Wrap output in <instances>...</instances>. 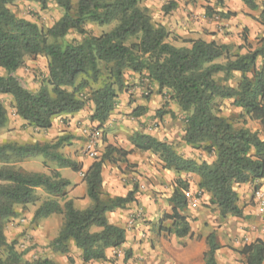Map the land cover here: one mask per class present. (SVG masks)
Segmentation results:
<instances>
[{
  "label": "trees",
  "instance_id": "1",
  "mask_svg": "<svg viewBox=\"0 0 264 264\" xmlns=\"http://www.w3.org/2000/svg\"><path fill=\"white\" fill-rule=\"evenodd\" d=\"M17 1L35 2L44 9L46 0H0V70L5 73L0 76V96L12 98L16 115L28 127L48 130L56 118L80 112L87 102L93 105L91 123L102 127L115 109L118 94L125 90V72L144 75L156 85L157 93L168 90L171 100L187 114L183 142L214 159L198 163L180 155L171 144L143 134L132 136L134 149L157 156L163 170L196 175L198 189L209 195L210 204L222 218L241 217L233 185L254 183L264 176V138L258 132L235 128L228 119L218 116V105L233 99L242 116L260 123L264 137V38L244 55L201 39L184 40L190 47H177L168 41V31L154 24L148 10L140 6L144 0H53L62 15L44 31L10 10ZM243 1L256 8L253 0ZM261 23L264 25V9ZM88 24L112 27L91 36L85 30ZM70 32L81 35V41L68 42L65 38ZM243 41L247 44L245 36ZM26 56H45L48 60L47 78L35 92L15 74ZM234 72L240 77L232 86L229 82L236 81ZM145 113L144 108L137 107L132 116ZM164 114L157 113L160 118ZM6 124V110L0 102V131ZM68 140L62 136L54 143L0 144V264H58L49 258L22 262L23 254L5 237V221L16 215V207L38 203V190L49 198L37 206L33 220L52 215L63 218L50 242L53 252L68 255L70 246H74L80 251L81 261L90 263L105 261L106 250L125 243V230L111 224L107 213L134 201L135 191L126 197L103 200L101 189L104 162L116 164L126 159L127 151L107 146L102 157L87 168L83 181L90 205L80 210L68 198L71 182L59 171H81L80 165L58 153ZM113 152L119 159L111 158ZM38 156L57 164V169L47 175L24 171L12 163ZM185 190L186 182L178 180L170 198L171 215L162 220L172 222L171 232L178 239L190 234L187 217L181 214L188 206ZM207 244L204 264H217L219 246L214 234L208 235ZM238 252L245 264H264L262 240L245 244Z\"/></svg>",
  "mask_w": 264,
  "mask_h": 264
},
{
  "label": "rangeland",
  "instance_id": "2",
  "mask_svg": "<svg viewBox=\"0 0 264 264\" xmlns=\"http://www.w3.org/2000/svg\"><path fill=\"white\" fill-rule=\"evenodd\" d=\"M151 1L153 2L152 7H154V10L149 12L151 21L156 25H160L159 23L162 21V17H165L166 14L169 15L171 11H176L178 8V10L182 9L184 12L183 2H187L188 0ZM192 1V4L196 2V0ZM169 4L173 5L168 6ZM143 5L142 2L140 6L145 8ZM186 5L187 4H185V6ZM167 6L169 7V11L165 13L164 7ZM9 8L17 17L35 23L44 31L50 28L62 15V10L57 7L53 0H46V7L44 9H42L40 4L28 1H17ZM201 9H203V5H201ZM111 27L112 25L97 26L95 24H88L85 30L88 35L98 36L108 31ZM169 34L170 37L168 41L174 46L180 47L181 45H189L184 42V37H181L174 31ZM65 39L68 42H80L82 36L75 32H70ZM47 63L48 60L45 56H37L34 58L26 56L15 74L22 80L27 89L35 92L47 78ZM4 74V71L0 70V76ZM124 79L125 90L118 94L115 99V109L107 123L102 127H98L97 124L91 123L90 116L92 114L93 105L87 102V105L80 112L56 118L50 129L34 130L28 127V125L16 115L12 98L8 95H1L0 102L6 110L7 124L5 128L0 131V144L6 142L18 144L33 142H39L40 144L54 143L59 137H69V140L63 143L58 149V153L80 165L81 171L76 173L70 169H66L64 171L65 173L61 175L68 179L75 178L80 183H84V173L87 170L86 167L84 168V162L90 161L93 163L95 160H99L105 153V148L107 146L127 151L129 147L132 146V136L134 134H141L139 128L144 125L159 129L162 141L171 144L183 157L190 159L188 156H192L195 159H199V161H203L204 159L206 162H210L212 156L207 155L193 146L186 145L183 142L182 136L185 129L187 114L181 112L175 102L171 100L168 90H164L161 94L157 93L156 85L146 80L144 75L135 74L131 71L125 72ZM137 107L144 108L146 113L140 117H133L132 112ZM220 107L221 104L218 105V109ZM158 112L166 114L160 118L157 115ZM231 121L234 126L238 123L235 117H233ZM89 134H95V158L88 157L85 152V142L89 139ZM155 157L156 159L152 156L146 158L152 168L156 164L158 169L160 163L158 162V157ZM111 158L119 159L115 152L112 153ZM124 160H120L115 165L111 164L110 167L105 166V174H102L103 182L101 189V198L103 200L126 197L131 191H135V198L137 193H140L143 188L145 189L142 184H145L147 187L152 185L150 179L147 177L144 179V174H141L140 171L132 170L133 168L125 164ZM105 162H108V160ZM12 163L22 168L24 171L40 172L47 175H49L50 171L57 169V164L41 156L26 159L19 164L16 161H12ZM114 166L117 167V174H113ZM165 173L172 174V176L170 175L171 179L162 178L161 180H164V182L161 183L160 181V185L157 186L158 199L161 201L159 205L160 211L157 217L153 219V221H147L141 217L143 214L141 212V218L139 216H135V218L133 215L130 220L134 222L137 219H141L140 221L143 222L144 225H150L152 233L159 231L164 235H169L168 232L173 230L172 222L169 219L162 222V219L165 216L171 215L170 196L175 189L177 181H185L187 190L184 192V197L186 193H190L195 196V199H198V208L192 209L188 204L185 212H188V209L200 210L202 208H207L210 212L209 214L213 218L212 222H206L205 224L206 227H210V234L215 235V242L219 246L215 256L217 264H245L244 257L238 252L242 246L258 239L264 242V238L260 232L261 215L258 211L257 203L253 199V184L250 183V185L245 187L238 186L241 184L233 185V190L238 197L237 204L242 209V215L241 217L226 216L222 218L217 208L210 204L209 195L198 189L197 184L199 178L196 175L175 174L173 171ZM71 187L70 185L68 188V198H70L69 190ZM116 190L121 196L111 197V192ZM37 194L40 198L38 203L35 205H28L23 209L21 207H16V215L5 221L4 227L7 241L9 243L13 242L16 246V250L23 254L22 262H32L37 258H49L56 261L58 257V264H86L74 257H68L67 255L53 252L50 247V242L57 235L63 223V218L60 215H52L40 221H34L33 213L35 209L42 201L49 198V196L41 190H38ZM76 198L79 199L80 197ZM156 203L158 205V201H156ZM121 209H125V206ZM112 212H115V210ZM36 239L41 240L43 243H34ZM206 245L208 248L207 238ZM60 258L63 259L60 260ZM112 258L109 261L111 264H119L117 261V254L112 255ZM89 264L95 263L90 262ZM121 264H124L123 260Z\"/></svg>",
  "mask_w": 264,
  "mask_h": 264
},
{
  "label": "crops",
  "instance_id": "3",
  "mask_svg": "<svg viewBox=\"0 0 264 264\" xmlns=\"http://www.w3.org/2000/svg\"><path fill=\"white\" fill-rule=\"evenodd\" d=\"M191 2L193 1L188 0L187 2H183L184 12L182 9L178 10L177 8L176 11H171L169 15L166 14L165 17L163 16L162 21L159 23L160 26L164 27L168 33L174 31L181 37H184V40L201 39L206 42L214 41L218 44L231 47L233 52L240 55H244L249 50L256 49L258 47L257 42L264 38V25L261 23L264 0H253L256 6L255 9L248 7L243 0H196L193 4ZM143 4L148 12L154 10L151 0H144ZM178 4L180 6L179 2ZM185 4L187 5L185 6ZM201 5H203V9H201ZM243 36L247 38V44L244 43ZM180 47L190 46L181 45ZM232 75L236 81H230L229 84L235 86L240 74L234 72ZM233 102V99H226L219 102L221 107L219 108L218 116L228 119L231 123V119L235 117L238 122L235 125L236 127L233 125L235 128H246L252 132H258L263 139L260 123L250 120L246 116H242L244 114H242L241 108L234 106ZM139 130L143 135H148L162 141V136L157 128L144 125ZM127 153L128 155L124 163L133 168L132 170H137L141 174H144V179L146 177L150 179L152 185L147 187L145 184H142L145 189L143 188L140 193H137L135 200L126 204L125 209H115V212L107 213V219L111 224L125 230V243L121 247L106 250V260L94 263L111 264L109 261L112 255L117 254L119 264H121L122 260L124 264H204V253L208 250L206 238L210 234V227H206L205 223L212 222L213 219L207 208L200 210L188 209V212H185L186 210L181 212L183 216L187 217L190 226V234L181 239L171 234V231L168 232L169 235H164L159 231L152 233L150 225H144L140 221L141 219H137L134 222L130 220L133 215L134 217H140L141 212L143 213L141 217L147 221H153L157 217L161 203L157 195V186L160 185V181L161 183L164 182V180H161L162 178L171 179L170 175L172 176V174L165 173L168 171L162 169L160 160L158 161L160 163L158 169L156 164L152 168L149 162H147L146 157L152 156L155 159L156 157L150 152H140L131 146L127 150ZM188 157L198 163L201 162L192 156ZM213 159L211 157L210 162ZM203 161L205 160L203 159ZM91 163L90 161L84 162V168H88ZM111 164L113 163L105 162L102 168V174H105V166L110 167ZM116 169L117 167L114 166L113 174H117ZM65 170L59 169L61 174H64ZM68 180L72 186L69 190V197L71 199L75 198L73 199L75 208L80 210L85 209L90 205L89 200L85 196V184L80 183L75 178ZM248 185L250 183L238 186L245 187ZM110 196L121 195L116 190L111 192ZM76 197L80 198L78 199ZM156 201H158V205ZM34 243L42 244L43 242L36 239ZM67 256L81 261L80 251L74 246H70ZM57 261L59 262L58 257L56 258Z\"/></svg>",
  "mask_w": 264,
  "mask_h": 264
},
{
  "label": "built area",
  "instance_id": "4",
  "mask_svg": "<svg viewBox=\"0 0 264 264\" xmlns=\"http://www.w3.org/2000/svg\"><path fill=\"white\" fill-rule=\"evenodd\" d=\"M85 152L88 157L95 158L96 152H95V134H89V139L85 142ZM253 199L257 203L258 211L261 215V228L260 232L262 237L264 238V176L256 180L253 184ZM185 198L187 200V203L192 209L198 208V199H195V196H193L190 193L185 194Z\"/></svg>",
  "mask_w": 264,
  "mask_h": 264
}]
</instances>
